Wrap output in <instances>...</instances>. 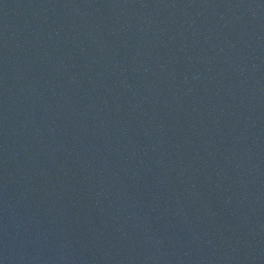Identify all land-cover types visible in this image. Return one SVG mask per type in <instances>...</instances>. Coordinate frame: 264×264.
Returning a JSON list of instances; mask_svg holds the SVG:
<instances>
[{"label":"water","instance_id":"95a60500","mask_svg":"<svg viewBox=\"0 0 264 264\" xmlns=\"http://www.w3.org/2000/svg\"><path fill=\"white\" fill-rule=\"evenodd\" d=\"M0 264H264V0H0Z\"/></svg>","mask_w":264,"mask_h":264}]
</instances>
